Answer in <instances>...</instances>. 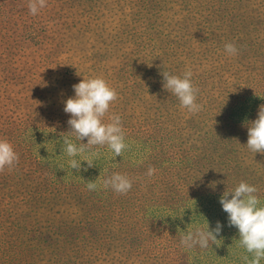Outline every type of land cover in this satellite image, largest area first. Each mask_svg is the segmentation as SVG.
<instances>
[{
  "label": "rangeland",
  "instance_id": "rangeland-1",
  "mask_svg": "<svg viewBox=\"0 0 264 264\" xmlns=\"http://www.w3.org/2000/svg\"><path fill=\"white\" fill-rule=\"evenodd\" d=\"M28 2L0 0V140L19 155L0 172V264H188L190 249L180 244V228L171 227L173 212L161 206L153 214L157 202L149 206L144 191L153 179L157 190L171 178L175 189L199 188L229 174V191L244 181L264 200V154L241 159L237 150L229 161L226 153L240 148L233 141L244 125L216 135L218 160L210 164L200 144V135H212V118L236 121L230 111L248 103L247 119H257L254 111L264 104V0H46L36 15ZM227 43L235 55L225 51ZM187 69L202 105L195 114L163 88L162 72ZM96 77L118 94L104 122L121 117L127 147L109 164L132 181L127 196L119 195L126 202H116L104 185L87 189L101 176L84 161L89 151H63L66 135L77 146L87 143L68 133L64 102L75 96L74 84ZM254 91L261 96L249 98ZM191 141L203 153L189 160ZM145 161L144 171L137 169ZM149 167L156 169L151 177Z\"/></svg>",
  "mask_w": 264,
  "mask_h": 264
},
{
  "label": "clouds",
  "instance_id": "clouds-1",
  "mask_svg": "<svg viewBox=\"0 0 264 264\" xmlns=\"http://www.w3.org/2000/svg\"><path fill=\"white\" fill-rule=\"evenodd\" d=\"M27 7L31 15H36L41 8L46 7V0H29ZM225 51L235 55L238 50L234 44L227 43ZM161 75L163 88L179 100L182 109H187L193 114L202 110V105L196 102L199 89L193 85L191 69H187L182 75H172L168 72H162ZM72 87L75 96L64 102V112L71 117L67 121L70 128L68 133L79 141L87 138V143L77 146L66 135L63 140L65 146L63 151L69 157H75L95 146H107L115 157L122 156L127 145L121 117L113 114L109 117V122H104L110 105L118 98L116 90L100 77L83 78ZM247 130V148L254 153L264 154V104L259 106L257 119L247 123ZM84 161L88 167L95 166L91 159ZM18 162L19 155L12 144L7 140H0V172L6 167L13 168ZM69 164L72 169L79 170L81 167V162L76 159L70 160ZM155 171V168L149 167L146 175L151 177ZM86 187L94 191L95 181L89 180ZM104 187L111 188L118 194H127L132 188V181L127 175L114 172L104 180ZM257 192L255 186L241 181L231 191L227 189L219 200L223 211L227 213L228 226L238 229L240 245L251 254V259L244 257L246 264H261L264 260V206L260 205ZM221 230L222 225L219 221L212 230H209V225L206 229L189 230L181 235L180 244L189 249L197 246L206 249L210 241L215 243L218 240L217 236Z\"/></svg>",
  "mask_w": 264,
  "mask_h": 264
},
{
  "label": "trees",
  "instance_id": "trees-1",
  "mask_svg": "<svg viewBox=\"0 0 264 264\" xmlns=\"http://www.w3.org/2000/svg\"><path fill=\"white\" fill-rule=\"evenodd\" d=\"M188 9L191 11L194 10V8L192 7H189ZM185 16L186 15H183L182 18L185 19ZM221 25L223 26L224 24ZM247 93H249V91ZM247 96L251 98L250 96L258 97L261 95L259 94V91H254L251 93V95L248 94ZM254 104L255 102H253V106ZM259 104L261 105V102ZM236 105H234L233 108ZM249 106L250 105L248 103L245 105L240 104L237 107H235L233 111H230L233 115L230 114L229 117L234 118L236 121L233 120L227 121L226 117H224V119H222L221 121H219V119L218 120H215L214 118L211 119L209 126L212 127L210 128L208 133L212 135H200L202 137V141L200 142V144H205V158L207 160V163L210 164L211 162L218 160V156L216 157L215 153L213 152V146L219 147V142H220L219 138L216 135H229L230 130L228 129V127H234L237 124L239 129L241 130H243L242 125H244L245 132L243 133V135L237 137L238 142L237 140L233 141V143H238V146H240V148L234 146L226 148V153L229 155L228 160L230 161V155L237 152V150H239L238 153L241 159H248L252 156L251 154H254L258 157H262L261 153H254L246 146L248 140L247 123L255 120V119H247L249 114L251 113V112L248 113ZM254 113L255 115L258 114V110H255ZM85 140L87 141V138H85ZM131 142L129 143L128 146H130ZM191 144H192L191 145L192 151L189 160L198 158L203 153L202 147H200L201 153H199L198 151L199 148L197 146V143L191 141ZM139 145L140 144H136L135 146L138 147ZM91 150L89 151L91 155L85 157L84 160H87L89 158H94L92 161L95 163L97 173L101 175L99 178L100 184L96 185V189L97 191H99L98 190L99 187L104 185V180L107 179L109 176H111L114 172H117V171H113L109 164V160L112 158L114 153H112L107 148V146H97V148L94 147L93 151ZM101 151H104V153H101ZM161 158H163V154L159 155V161ZM85 163L87 164L86 161ZM145 163L146 161L142 163L143 166L138 165L137 169L144 171L143 168H145L144 167ZM121 174L123 173L121 172ZM228 175L227 178L222 179V181L217 182V180H214L216 184H214L213 182H204L202 180L199 185V188L180 186L181 188L175 189L174 178H171L170 180L165 182V185L161 189L157 190L158 182H156L153 179V181L149 184V186H151L150 191L148 188L146 189V191H144L146 193L147 199L149 200V206L151 205V203L157 202V206L152 209L153 214H155V211L161 206H164L165 208H169L173 212L171 214V218H172L171 222L173 223V226L171 227L174 229L179 227L180 228L179 230L183 234L187 232V229L189 230H195L196 228L206 229L208 225H209V230H212L216 227L218 221L221 223L222 230L220 235L217 236L218 239L217 242L212 243L210 241L209 246L206 249H201L199 246L191 248L190 261L188 264H205L208 262H212L216 260H225V259L234 262H237V260L246 262L244 259V257L246 256L249 257V259H251V254L248 253L246 249L243 248L239 243L238 229L235 228L234 226L233 227L228 226L227 213L223 211L222 205L219 202L220 197L228 189L229 187L228 185L231 184L228 181ZM239 180H248V179H239ZM262 187L264 190V186ZM153 191L158 192L160 194V196L157 197L156 200L148 196V193ZM184 191L185 193L183 194ZM119 195L121 194L114 192V196L111 198H113L116 202L127 201V199H122V200L119 199L123 196H127V194H122L123 196H119ZM256 195L260 199V205L264 206V200L260 198V196H262L260 194V188L258 189ZM217 247L219 248V253L217 252L216 249ZM261 264H264V260L261 261Z\"/></svg>",
  "mask_w": 264,
  "mask_h": 264
}]
</instances>
